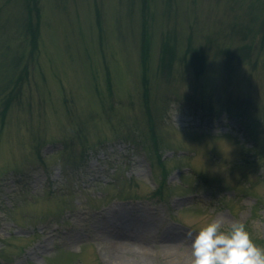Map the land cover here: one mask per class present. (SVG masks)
Listing matches in <instances>:
<instances>
[{
	"label": "rangeland",
	"instance_id": "374dc122",
	"mask_svg": "<svg viewBox=\"0 0 264 264\" xmlns=\"http://www.w3.org/2000/svg\"><path fill=\"white\" fill-rule=\"evenodd\" d=\"M262 21L264 0H0V264H192L186 233L220 218L264 249Z\"/></svg>",
	"mask_w": 264,
	"mask_h": 264
},
{
	"label": "clouds",
	"instance_id": "9594fccd",
	"mask_svg": "<svg viewBox=\"0 0 264 264\" xmlns=\"http://www.w3.org/2000/svg\"><path fill=\"white\" fill-rule=\"evenodd\" d=\"M222 224L220 218L195 236L186 233L192 240V264H264V249L255 245L243 223H231L226 232L221 231Z\"/></svg>",
	"mask_w": 264,
	"mask_h": 264
},
{
	"label": "trees",
	"instance_id": "16d2710c",
	"mask_svg": "<svg viewBox=\"0 0 264 264\" xmlns=\"http://www.w3.org/2000/svg\"><path fill=\"white\" fill-rule=\"evenodd\" d=\"M262 22H263V21H262ZM263 23H264V22H263ZM263 23H262V24H263ZM261 36H262L261 39H263V38H264V30H263ZM32 41H36V39H33ZM34 43H35V42H32V46H34ZM245 60H246V59H245ZM242 61H243V60H242ZM232 103H233V102H232ZM237 105H238V104H237ZM239 106H241V104H240ZM237 107H238V106H237ZM258 150H259V149H258ZM156 151H157V149H156Z\"/></svg>",
	"mask_w": 264,
	"mask_h": 264
},
{
	"label": "bare ground",
	"instance_id": "6f19581e",
	"mask_svg": "<svg viewBox=\"0 0 264 264\" xmlns=\"http://www.w3.org/2000/svg\"><path fill=\"white\" fill-rule=\"evenodd\" d=\"M138 244V243H136ZM139 247L142 249L143 248V243H139Z\"/></svg>",
	"mask_w": 264,
	"mask_h": 264
}]
</instances>
